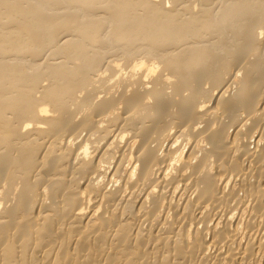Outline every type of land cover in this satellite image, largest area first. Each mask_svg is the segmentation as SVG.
Instances as JSON below:
<instances>
[{
	"label": "bare ground",
	"instance_id": "bare-ground-1",
	"mask_svg": "<svg viewBox=\"0 0 264 264\" xmlns=\"http://www.w3.org/2000/svg\"><path fill=\"white\" fill-rule=\"evenodd\" d=\"M0 264H264V0H0Z\"/></svg>",
	"mask_w": 264,
	"mask_h": 264
}]
</instances>
